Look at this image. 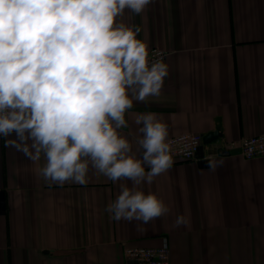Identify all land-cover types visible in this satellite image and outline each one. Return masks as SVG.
<instances>
[{
	"label": "crops",
	"instance_id": "crops-1",
	"mask_svg": "<svg viewBox=\"0 0 264 264\" xmlns=\"http://www.w3.org/2000/svg\"><path fill=\"white\" fill-rule=\"evenodd\" d=\"M122 22L150 50H167L161 94L126 114L155 112L169 137H221L173 164L151 184L169 212L137 230L105 211L119 185L89 172L86 184L49 185L33 162L0 138V264H125L127 246L167 242L171 264H264V155L246 158L242 138L264 132V0H152ZM212 153V156H208ZM222 161L214 170L209 159ZM183 215L186 225L177 227Z\"/></svg>",
	"mask_w": 264,
	"mask_h": 264
},
{
	"label": "clouds",
	"instance_id": "clouds-1",
	"mask_svg": "<svg viewBox=\"0 0 264 264\" xmlns=\"http://www.w3.org/2000/svg\"><path fill=\"white\" fill-rule=\"evenodd\" d=\"M150 3L0 0V138L33 162L43 159L39 174L50 186L86 184L90 171L124 181L105 211L137 222L138 231L169 212L141 185L174 162L160 114L136 113V135L121 132L134 102L158 97L168 75L162 59H150L141 29L119 19ZM187 222L180 215L175 225Z\"/></svg>",
	"mask_w": 264,
	"mask_h": 264
},
{
	"label": "built area",
	"instance_id": "built-area-1",
	"mask_svg": "<svg viewBox=\"0 0 264 264\" xmlns=\"http://www.w3.org/2000/svg\"><path fill=\"white\" fill-rule=\"evenodd\" d=\"M150 59H164L167 50L153 47L149 50ZM158 54V55H157ZM172 144V156L181 160H192L203 145L204 135L199 132H183L169 137ZM231 146H239L246 158L264 155V132L242 138L240 142L232 141ZM212 156V153H208ZM125 264H171L170 248L167 242L160 246H127L124 250Z\"/></svg>",
	"mask_w": 264,
	"mask_h": 264
},
{
	"label": "water",
	"instance_id": "water-1",
	"mask_svg": "<svg viewBox=\"0 0 264 264\" xmlns=\"http://www.w3.org/2000/svg\"><path fill=\"white\" fill-rule=\"evenodd\" d=\"M221 137V133L219 132V130H214L213 132L209 133V134H206L203 138V142L204 143H209L211 141H214L218 138Z\"/></svg>",
	"mask_w": 264,
	"mask_h": 264
}]
</instances>
